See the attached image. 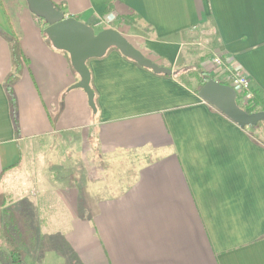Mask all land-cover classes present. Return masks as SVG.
Wrapping results in <instances>:
<instances>
[{
    "label": "crops",
    "instance_id": "0c3cea01",
    "mask_svg": "<svg viewBox=\"0 0 264 264\" xmlns=\"http://www.w3.org/2000/svg\"><path fill=\"white\" fill-rule=\"evenodd\" d=\"M51 1L93 28L109 4L119 20L135 15L138 23H121L140 34L124 35L172 73L118 50L93 58L94 111L73 87L80 76L68 53L46 42L31 17L10 18L0 0V190L12 197L23 187L8 186L19 165L5 169L21 162L23 144L42 137L80 135L102 166L100 196L88 189L83 201L73 188L26 199L45 223L15 224L25 264H264V144L200 97L197 78L182 75L200 69L213 78L220 55L264 98V0ZM202 31L208 54L190 47ZM13 33L28 58L14 86L19 137L5 85L13 70L5 34ZM124 179L120 192L105 194Z\"/></svg>",
    "mask_w": 264,
    "mask_h": 264
},
{
    "label": "rangeland",
    "instance_id": "374dc122",
    "mask_svg": "<svg viewBox=\"0 0 264 264\" xmlns=\"http://www.w3.org/2000/svg\"><path fill=\"white\" fill-rule=\"evenodd\" d=\"M12 1L15 2L18 9L15 12H22L21 19L23 21L31 17L36 22L33 12H31L29 6L25 5L23 0ZM12 19L14 18L12 17ZM99 22L102 23L97 28H94L96 32L106 28L116 30L120 28L123 30V34H140V30L137 27L126 28L123 26L119 17L110 24H103L101 20ZM40 30L42 34V27H40ZM208 38L209 34L207 31H202L195 36L190 46L192 51L208 54V49L210 48ZM127 39L131 44H134L132 39ZM239 101L238 103L241 105ZM22 148L23 157L8 186L10 187L12 184L13 186H20L23 184V187L12 189V197L7 195L3 206L0 207V264H13L9 248L1 231L4 225L7 224L8 229L22 249L24 245L20 243L15 224H24L27 221L29 225L33 224L37 228L38 220L41 221L40 226L45 223L44 215H38L32 207L23 204L27 198L30 200L45 199L53 195V189L69 190L77 188L83 201L87 198L86 190L88 191V189H92L94 198L104 193L101 184L102 166L96 157L93 146L87 140H83L80 135L70 133L42 137L26 142ZM147 159L146 157L145 160ZM128 184V180L124 179L114 189L109 190L105 194L118 193ZM55 196L58 195L55 194ZM10 197L13 199L10 200ZM88 200L89 198H87ZM20 214L24 216L23 221L18 218ZM14 217H17L18 222H16ZM39 229L42 230L41 227ZM56 231L58 230L53 227L49 229V232L52 233ZM30 263L29 261L28 264Z\"/></svg>",
    "mask_w": 264,
    "mask_h": 264
},
{
    "label": "water",
    "instance_id": "95a60500",
    "mask_svg": "<svg viewBox=\"0 0 264 264\" xmlns=\"http://www.w3.org/2000/svg\"><path fill=\"white\" fill-rule=\"evenodd\" d=\"M27 2L30 10L47 22L44 31L52 45L68 53L73 68L80 76V81L73 87L85 90L94 111L97 110L95 92L91 87L88 61L103 57L111 48L118 49L124 56L156 73L168 75L172 73L171 70L145 57L119 30L106 28L96 32L87 23L74 17H67L51 0H27ZM199 95L240 127L256 126L260 121H264V111L248 113L239 105L237 91L230 85L210 79L201 87Z\"/></svg>",
    "mask_w": 264,
    "mask_h": 264
},
{
    "label": "trees",
    "instance_id": "16d2710c",
    "mask_svg": "<svg viewBox=\"0 0 264 264\" xmlns=\"http://www.w3.org/2000/svg\"><path fill=\"white\" fill-rule=\"evenodd\" d=\"M23 1H24L26 6H29L27 0H23ZM2 3L4 4V7L6 9L7 14L10 16V18H12L17 13L15 11L18 10L16 8L15 2L12 0H9V1L8 0H2ZM53 4L55 5V7L57 9H59V10L63 9L61 5L56 4V3H53ZM112 10H113V6H111L109 4L105 15L106 16L109 15L112 12ZM33 14H34L36 21L38 23H40V26L42 27V35L44 36L45 40L52 45L50 39L48 38V36L46 35V33L44 31V29L47 26V22L44 20V18L36 15L35 13H33ZM120 21L126 25H133V24L138 23V18L135 15H126V16L121 17ZM5 35L9 40L10 49H11V53H12V59H13V70L6 77L5 85H6V90L8 92V96L10 99L11 113H12V117L14 119L16 132H17V135L19 137L20 127H19V123H18V119H17L18 101H17V97L15 94L14 86H15L16 82L20 79V77L24 71V68H25L26 64L28 63V58L26 57V55L22 49L20 37L15 33H13L12 35H8V34H5ZM112 50H118V49L111 48L110 50H108L106 55L109 52H111ZM106 55H104V56H106ZM124 57L131 60V61H134V60H132L126 56H124ZM182 75L197 78V80L199 82L200 89L205 83H207L210 79H212L210 76H208L204 71H202L200 69H194L192 71L182 73ZM91 87L94 90V88L92 86V81H91ZM94 92H95V90H94ZM95 103H96V109H98V99H97L96 93H95ZM241 107L243 109H245L248 113L264 111V98L261 97L258 92L253 91L252 92V98L246 104L242 105ZM250 128L252 129L253 134H255V135L257 134V139L264 144V121H260L256 126H251ZM19 164H20V161L18 163H16L15 165H12V166L6 168L5 170L7 171L8 169L13 168ZM5 198H6L5 193L0 190V207L3 206ZM1 231L3 232L6 245L9 248L10 256H11L13 264H25V252H24V250H22L20 248L17 240L15 239L13 234L8 229L7 224L2 227ZM17 232H20V230L18 229Z\"/></svg>",
    "mask_w": 264,
    "mask_h": 264
},
{
    "label": "built area",
    "instance_id": "2783aa9c",
    "mask_svg": "<svg viewBox=\"0 0 264 264\" xmlns=\"http://www.w3.org/2000/svg\"><path fill=\"white\" fill-rule=\"evenodd\" d=\"M117 17V13L113 11L101 21H103V24H110ZM101 23L102 22H98L96 26H100ZM212 63L213 69L210 72L213 74L212 79L232 86L237 91V101L240 100L239 102L241 105L246 104L252 98V90L250 78L243 69L226 62L220 55H216Z\"/></svg>",
    "mask_w": 264,
    "mask_h": 264
}]
</instances>
